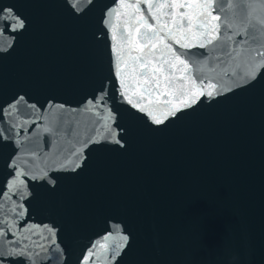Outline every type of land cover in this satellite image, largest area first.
<instances>
[{"label": "snow or ice", "instance_id": "6c2138e0", "mask_svg": "<svg viewBox=\"0 0 264 264\" xmlns=\"http://www.w3.org/2000/svg\"><path fill=\"white\" fill-rule=\"evenodd\" d=\"M66 3L69 12L79 16H86L95 7V0H66ZM141 3L147 6V16L141 10ZM121 8L133 11L124 13V27L120 32L118 47L117 25L113 24L112 17L118 15ZM227 8H234L231 0H228ZM180 9L184 11H179ZM225 10L221 0H192V2L137 0L134 4H125L124 0H120L117 7L109 9L102 20L112 33L115 74L119 80L121 104L131 105L138 112L147 114L153 123L159 125L169 116L176 115L183 107H191L201 96L207 95L211 98L223 91H231L233 87L244 85L254 87L264 81V71H262L264 59L258 60L264 58V19H254L253 13L249 12L246 21L241 19L240 23H236L234 20L222 19L221 15L214 14V12L224 13ZM149 20L154 23H150ZM24 27V21L12 7L0 0V41L5 39L6 34L10 36ZM125 48L129 53L127 58L124 56ZM192 48L204 51L199 53L187 51ZM133 51L138 54L132 56ZM194 55L197 59L190 60ZM129 60L135 65L131 79L138 84L135 94L140 100L135 102L129 95L130 77L126 70ZM190 63L196 69L195 78L175 75L178 65L183 66V73L190 72ZM137 68L144 71H136ZM205 68L217 73L216 78L207 83V90L204 80L198 75ZM178 79L183 83L176 84ZM153 88L163 90L157 95L153 92ZM97 91L99 94H94L80 110V113H92L97 118L93 124L102 121L95 128V135L78 140L82 147H76L69 142L72 159L65 157L66 162H61L57 155L49 167L59 164L60 168L69 165L79 168L80 164L77 161L82 158L83 148L90 143L110 140L119 144L124 139L117 129L121 132L126 130L117 120L114 109L108 103L114 93L110 95L111 89L104 84H101ZM146 94L156 97L155 106L146 107L140 102ZM177 95L178 102L174 103L171 97ZM161 96L169 99L161 101ZM149 103L152 104V101L150 100ZM77 115L76 110L67 109L63 104L49 105L46 112L42 113L36 104L29 103L20 96L6 107L0 106V117H5L4 122L7 124L6 128H0V139L9 140L15 135L17 137L15 142L19 145L21 139L18 130L21 128L26 130L29 124L42 119L45 121V126L38 131L50 133L54 138L53 146L56 148L58 145L55 138L73 122L79 123L76 121ZM130 115L135 117V113ZM27 116L33 118H22ZM135 118L139 119V117ZM5 132L8 135H5ZM6 146L5 144L4 147ZM20 161L19 156L13 161L12 168L15 175L6 180L4 190L0 193V264H37L38 260L44 259L50 250L61 252L56 245L52 227L47 225L40 227L30 222L18 227V222L24 221L28 215L25 202L30 204L31 199L34 198L33 192L30 191L31 186L24 177L37 180L48 176V170L45 168H39L40 175L30 176L29 171L19 166ZM13 196L17 199L14 200ZM119 231V226H116L113 232L103 237V240H97L92 244L87 254L83 256L82 264H95L92 259L94 257L96 259L103 257L104 264H108L109 260L115 261L129 241V237L119 235ZM45 232L48 233L47 237L43 235ZM33 236H39L40 239L34 240ZM46 239L51 241L53 246L51 249L41 242Z\"/></svg>", "mask_w": 264, "mask_h": 264}, {"label": "water", "instance_id": "95a60500", "mask_svg": "<svg viewBox=\"0 0 264 264\" xmlns=\"http://www.w3.org/2000/svg\"><path fill=\"white\" fill-rule=\"evenodd\" d=\"M136 2L124 0L125 4ZM227 2L221 0L224 13L214 14L236 23L246 21L249 12L254 19H264L262 0H231L232 9ZM114 3L117 7L120 0ZM141 10L147 16L145 3ZM132 11L121 8L116 15L119 35L124 13ZM128 55L125 48L124 56ZM195 59V55L190 58ZM134 67L129 60V93L135 102L140 98L135 94L138 84L131 79ZM190 68L183 73L178 65L175 75L195 78L191 63ZM198 75L207 90L217 73L205 68ZM180 83L178 79L176 84ZM162 90L153 88L157 95ZM171 99L177 103L178 95ZM140 102L153 107L156 97L146 94ZM133 113L139 117L134 119L164 264H228L233 251L243 254L248 248L251 264H264V81L254 87H233L211 98L201 96L159 125L137 109Z\"/></svg>", "mask_w": 264, "mask_h": 264}, {"label": "clouds", "instance_id": "9594fccd", "mask_svg": "<svg viewBox=\"0 0 264 264\" xmlns=\"http://www.w3.org/2000/svg\"><path fill=\"white\" fill-rule=\"evenodd\" d=\"M251 260L252 250L248 248L243 254L239 251H233L228 258V264H251Z\"/></svg>", "mask_w": 264, "mask_h": 264}]
</instances>
